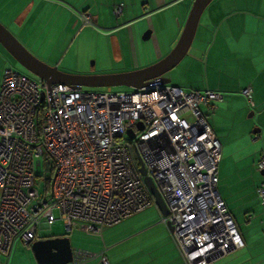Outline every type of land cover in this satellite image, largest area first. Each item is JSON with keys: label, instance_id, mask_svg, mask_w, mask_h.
Returning a JSON list of instances; mask_svg holds the SVG:
<instances>
[{"label": "built area", "instance_id": "built-area-1", "mask_svg": "<svg viewBox=\"0 0 264 264\" xmlns=\"http://www.w3.org/2000/svg\"><path fill=\"white\" fill-rule=\"evenodd\" d=\"M79 18L92 23L88 14ZM45 83L10 65L2 72L0 264H9L15 241L37 240L36 228L54 221L55 212L65 232L79 221L86 232L100 233L155 206L139 161L165 202L160 221L171 225L184 264H208L243 246L217 191L222 149L201 108L221 101L219 91L159 80L128 91ZM240 93L252 106V89ZM258 160L262 171L264 153ZM36 176L43 178L42 194ZM255 191L264 202V181ZM90 256L76 250L73 263ZM98 256L108 264L104 250Z\"/></svg>", "mask_w": 264, "mask_h": 264}, {"label": "crops", "instance_id": "crops-1", "mask_svg": "<svg viewBox=\"0 0 264 264\" xmlns=\"http://www.w3.org/2000/svg\"><path fill=\"white\" fill-rule=\"evenodd\" d=\"M185 1L186 0H136L130 2V5H127V16L123 21H125L126 24L132 22L134 24L135 20L138 22L147 21L146 26L150 27L149 37H154L158 45V56L161 57V54L168 52L166 51L168 48L167 46H172V41H175L177 35H179L178 33H180V20L187 15L190 9L189 6L185 4ZM236 5L239 4L235 1L230 2L226 0H211L207 4V10H205V8L201 13L204 15H200L199 17L200 19L197 23L196 32L191 41L190 49L188 48L189 51L187 50L185 54L186 58L183 60L181 59L182 61L180 60V64H183L182 67L184 69L182 77L179 72L175 73L174 77L171 75L166 76L170 79L169 83L172 85L175 84L183 89L189 88L198 90L206 88L219 91L222 94L221 101L216 102L213 107H205L203 110V112L205 111L204 114L207 116L209 126H211L215 136L218 137L220 141L222 149L217 166V184L220 181L219 177L222 176L221 165L225 147L228 148L232 142L228 137L233 128L232 124L236 118L239 117V110H245V106L247 107L249 105L247 100H245L240 93L246 86L252 89L251 100H253V105H249V108L257 109V116L264 118V14H261V11H258V13L251 12V14L247 11L244 12L243 17H237L236 8L238 6ZM257 9L259 10L260 6L257 7ZM131 10H137L139 15H130L129 12ZM262 10H264V8H262ZM75 12L74 9L66 7L61 0H0V21L3 23L5 22L4 20L8 18L11 22H13V20L16 21L17 24L15 26L21 28L25 23H28L27 20H29V15H31V18L34 13L37 14V19H47L51 27L49 31H43L45 32L44 36L49 39L43 49L45 52L49 51L48 54H51L45 55L44 53L39 56L41 60L57 66V68L63 72H75L78 69V62L80 59L78 55L71 54L72 57L70 56L67 60H64L67 52L74 45V41H72L73 38L66 36L60 40L58 38L60 33L52 30V28L58 25L62 13H67L66 15L70 18L78 19L79 16H77ZM78 12L88 13L91 21L98 22L99 20L97 11L94 13L90 7L87 10L85 9ZM171 12V15L167 14ZM166 14L170 16H167L168 19H172L174 22L176 21V23L174 24L175 34L169 35L166 33L165 38L164 36L162 37V34L161 36L158 33V35L155 34L154 30L160 27V20H158L159 18L157 16L161 15L162 22H165ZM128 39V44L134 42V36L131 30L128 32ZM42 45L43 42L39 44L38 49L42 47ZM53 46L59 48V52H62L64 55L59 56L55 54L52 56L51 49ZM1 47L0 45V83L3 69L10 64V62H8L10 59L7 56L8 53ZM115 50H118V45ZM75 52H77V48L74 50V53ZM112 59H114V61H119V58L114 57ZM149 63L143 61V63L140 64L135 60V65L131 67V70L138 67H145L146 65L148 66ZM191 80H193L194 84L191 83ZM248 112L249 115H251L250 112H252V115L255 113L251 110ZM257 128L259 127L253 129ZM253 129L252 133H255L253 140L261 138V136L257 134L260 132V128L257 132H253ZM242 136L246 140L251 137L246 127L243 129ZM262 181H264V179L260 180V182ZM255 195L257 196L256 191ZM220 197L234 221L235 218L233 213H237L236 209L230 202L226 203L224 197ZM257 197L260 200L259 202L264 205V202L261 201L259 196ZM153 208L159 213V217L154 216L155 232H132L127 238L122 240V243H126L127 245L122 247L121 251H112L109 254V258L106 257L108 264H184L179 256L177 247H175L172 241L167 226L160 221L161 212L156 204ZM251 213H253V215L250 220H246V216L244 220L248 224L257 220L258 224L254 223L248 232L247 230L246 232H241L240 236L243 240V246L239 249L229 251L228 254L219 256L218 259L208 264H264V247L258 249L260 244L262 246H264V244H256L258 240L256 241L254 238L250 239V234L252 235L254 232H258L259 229H261L262 234H264V221L260 220L261 215L259 212L253 211ZM54 215L58 218L56 212ZM80 225L81 224H78V222H75L71 231L75 227L79 229L84 228V225L81 227ZM48 227L49 224L47 225L45 222H42L39 226V228ZM36 236L38 239H44L67 235L65 232V234L46 233L40 236L37 235L36 232ZM67 238L70 244L72 241L70 240V236H67ZM87 239L86 243H88V245H86L84 250L76 247L72 249V262L70 264H101L99 263L98 253L100 250H104L106 256L108 247H101L99 240L95 238ZM15 242H18V244L16 249L12 252L9 264H38L30 244H23L20 240ZM83 243H85V240ZM246 248H251L252 251L250 252V250H248L247 252L245 250ZM76 250L90 253L91 256L73 263V252Z\"/></svg>", "mask_w": 264, "mask_h": 264}, {"label": "rangeland", "instance_id": "rangeland-1", "mask_svg": "<svg viewBox=\"0 0 264 264\" xmlns=\"http://www.w3.org/2000/svg\"><path fill=\"white\" fill-rule=\"evenodd\" d=\"M66 7H70L74 9L75 14L77 16L81 14H85L82 10H87L89 7L91 10L97 11L99 15V20L91 21L92 23H82L81 18H70L67 13H62L60 15V21L58 25H56L52 30L58 31L60 35L58 38L60 40L63 37L69 36L72 37L74 41L73 47L67 52L64 60H67L71 54H76L79 56L78 69L75 72H67L71 74H88V75H97V74H107V73H116L131 70L132 66L135 65V60L140 64L145 61V63H153L161 59L162 55L165 56V53H168L175 44L178 36L181 33V29L184 25L185 18L180 20V33L177 35L175 41H172V46L168 45L166 51L161 54V57L158 56V45L156 44L154 37H149L144 40L142 38L144 32L150 29L149 26H146L147 21H136L132 23L126 24L124 19H126L128 11L127 5L130 2L136 0H61ZM213 1V0H212ZM226 1H235L237 2L236 8L237 17L244 15V12H257L261 11V14H264V0H226ZM85 2V3H84ZM192 0H186L185 4L189 6ZM121 4L120 14L115 15L112 12L113 8L117 5ZM130 5V4H129ZM248 5V7H247ZM260 6L258 10L257 7ZM81 10H80V9ZM130 8V7H129ZM208 8V6H207ZM207 8L205 10H207ZM134 9V8H133ZM232 9V8H231ZM234 11V10H232ZM16 13V11H15ZM14 13V14H15ZM90 13V12H89ZM88 14V13H87ZM130 15H139L137 10H131L129 12ZM169 15L171 13H167ZM165 16L166 21L162 22L161 15L157 16L160 20L159 29L155 28V34H159L162 37L166 38V33L169 35L175 34L174 31V20H170L167 18L169 15ZM89 15V14H88ZM202 16L204 14H201ZM27 20L28 23H25L23 27L17 28L15 25L16 21H10V19H5L4 23L0 21L14 36L17 38L21 44L29 50V52L39 59L40 56L45 53L43 47L46 42L49 41L48 37L46 38L44 33L49 31L50 25L46 18L37 19V14L34 15ZM201 16V17H202ZM138 17V16H137ZM138 19V18H137ZM37 20V21H36ZM174 22V23H173ZM133 24V25H132ZM26 25V26H25ZM164 25V26H163ZM129 26V27H128ZM131 30L134 36V42L128 44V32ZM45 31V32H43ZM136 31V32H135ZM157 34V35H158ZM51 38V37H50ZM169 39V38H168ZM43 42L42 47L38 49L40 43ZM118 45V50L116 46ZM171 47V48H170ZM2 48V47H1ZM77 52L74 53V50ZM3 49V48H2ZM59 48L52 47V56L64 55L62 52H59ZM190 49V47H189ZM188 49V51H189ZM4 50V49H3ZM7 54V53H6ZM51 54V53H50ZM48 54V55H50ZM40 55V56H39ZM10 58L8 62H10V66L19 71L20 73H24L26 75L31 74L27 72L24 68H22L15 60L7 54ZM118 56V57H117ZM186 56V55H185ZM72 57V56H71ZM119 58V61H114L112 58ZM184 57L183 59H185ZM182 59V60H183ZM181 60V61H182ZM178 62L173 69L166 72V76H175V73L179 72L182 77L184 73V69L182 67L183 64ZM47 63L46 61H43ZM149 63V64H150ZM148 64V65H149ZM55 66V65H51ZM147 66V65H146ZM57 67V66H56ZM139 68V67H138ZM60 70L59 68H57ZM129 69V70H128ZM137 69V68H136ZM134 70V69H133ZM191 83L194 84L193 80ZM192 84V85H193ZM83 90L88 91H128L130 88L126 86H115V87H87L82 86ZM239 103V102H238ZM202 111L204 110V106L201 107ZM208 109V108H207ZM255 112L253 115H249L248 111ZM255 108H249V105L245 110H239V117L234 121L233 128L231 129L229 140H232L231 145L229 147H225V151L223 153V162L221 165V173L222 176L219 177L220 181L216 186L219 196H222L226 199V203H231L233 207L236 209L237 213L234 214L236 228L239 230L238 232L241 234L242 231L248 232L251 226L257 223V220H254L252 223L248 224L244 220L246 216V220H250L253 213L251 212H259L261 215V221H264V205H262L255 195V187L259 185L260 180L264 179V174L261 175L259 170L257 169V162L259 161V157L261 152H264V118H260L256 114ZM209 111V109H208ZM205 112V111H204ZM246 127L249 130L248 140L244 139L242 136L243 129ZM259 127L260 132L257 133L261 136V138L253 140L254 134L252 133V129ZM35 187L38 190V193L42 194L44 190V181L40 176H36ZM250 212V213H249ZM249 213V214H248ZM250 216L247 219V216ZM154 216L159 217V213L153 208V205L149 206L145 210L141 212H137L136 214L126 218L120 223L104 226L102 227L100 234L99 233H88L85 231V225L82 222H78L84 228H74L70 233L66 232V235L69 237L71 248H80L81 250L86 248V239L87 238H95L99 240L101 247H108L106 250V257L109 258V254L112 251L118 250L121 251L122 247H125L127 244L122 243V240L127 238L132 232H155V224H154ZM63 222L59 218H56L49 224L48 228H36L37 235H43L46 233H55V234H65V229L63 228ZM66 236V237H67ZM250 239L254 238V240H258L256 244H264V234H262L261 229L258 232H254L252 235L250 234ZM85 240V243L83 241ZM88 240V239H87ZM18 242H16L13 250L16 249ZM262 246L260 244L258 249H261ZM256 249V250H258ZM247 252L252 249L246 248ZM12 255V254H11ZM70 264V263H68Z\"/></svg>", "mask_w": 264, "mask_h": 264}, {"label": "water", "instance_id": "water-1", "mask_svg": "<svg viewBox=\"0 0 264 264\" xmlns=\"http://www.w3.org/2000/svg\"><path fill=\"white\" fill-rule=\"evenodd\" d=\"M210 1L192 0L181 33L173 48L158 61L134 70L97 75L63 72L58 70L56 66L48 65L34 57L2 23H0V45L27 72L36 78L44 79L48 87L61 83L79 87L126 86L140 88L153 80L169 83L170 79L166 77L165 73L173 69L185 57L195 35L199 17ZM149 35L150 30L148 29L144 32L142 38L148 39ZM250 114L252 115V112ZM137 126L140 129L142 127L141 122H138ZM257 131H259V128L253 129V132ZM128 134L132 135L130 131H128ZM142 163V161H139L138 165L146 189L149 190L159 211L163 215H167L165 202L150 176H147L146 168ZM259 172L261 175L264 174V170ZM167 228L170 230L171 225L168 224ZM30 247L38 264H68L72 262V248L66 236L37 239L30 243Z\"/></svg>", "mask_w": 264, "mask_h": 264}, {"label": "trees", "instance_id": "trees-1", "mask_svg": "<svg viewBox=\"0 0 264 264\" xmlns=\"http://www.w3.org/2000/svg\"><path fill=\"white\" fill-rule=\"evenodd\" d=\"M31 76H33V75H31Z\"/></svg>", "mask_w": 264, "mask_h": 264}]
</instances>
